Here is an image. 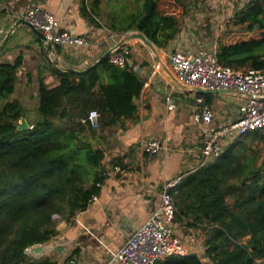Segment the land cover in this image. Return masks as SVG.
Returning a JSON list of instances; mask_svg holds the SVG:
<instances>
[{
    "label": "trees",
    "instance_id": "trees-1",
    "mask_svg": "<svg viewBox=\"0 0 264 264\" xmlns=\"http://www.w3.org/2000/svg\"><path fill=\"white\" fill-rule=\"evenodd\" d=\"M138 3L120 32H142L157 48H167L180 31L177 18L161 14L158 0ZM101 4L102 0H82L80 8L97 27H102L97 22ZM234 18L252 36L218 43L217 60L236 70L264 68V0H250ZM55 50L59 53L61 47ZM23 64L22 52L13 61H0V264H58L50 258L30 260L26 250L51 241L58 234L56 217L71 223L98 195L106 178L102 132L135 117L143 81L128 67L109 61L84 75L49 63L57 82L48 85L39 77L37 106L30 114L12 98ZM91 110L99 114L97 129L88 120ZM171 195L175 221L204 231V257L211 264H264V133L260 130L238 137L215 163L184 177ZM157 264L204 263L190 254Z\"/></svg>",
    "mask_w": 264,
    "mask_h": 264
},
{
    "label": "crops",
    "instance_id": "crops-1",
    "mask_svg": "<svg viewBox=\"0 0 264 264\" xmlns=\"http://www.w3.org/2000/svg\"><path fill=\"white\" fill-rule=\"evenodd\" d=\"M81 4L82 0H8L0 4V36L15 27L29 7L38 6L55 15L63 28L87 37L95 45L81 56L77 51L70 50L69 57H66L68 51L62 47L60 54H57L59 59H63L65 67L84 69L119 39L105 34V31L111 30L106 29L99 20L102 4L97 18L102 27H97L81 14ZM18 31L24 35L21 42L11 40ZM190 34L181 29L167 48H158L160 57L173 51H197L192 49L200 45V40ZM34 41L35 35L28 27H15L3 52L0 51V59H10L9 51H15L20 46L27 49L25 60L30 56V51L35 53L38 48L43 49L42 44ZM128 45L131 61L143 81V88L136 100V115L133 119L124 120V124L117 123L103 130L105 138L101 142L105 149L103 166L106 168V178L99 185L98 195L71 223L62 220L57 224L58 234L51 241L27 248L26 254L30 260L50 258L58 264H67L69 258H74L77 264H104L110 253L117 251L156 208L167 181L179 176L182 180L188 174L206 167L199 164L203 129L194 117L198 108L196 98L200 95L195 91H184L168 71L154 62L139 41H132ZM212 47L217 46L213 44ZM167 67L170 71L169 65ZM44 78L51 79L53 84L57 82L51 72H46ZM205 96L203 98L214 111L215 126L236 119L238 107L246 105L249 100L245 97L239 100L230 95ZM150 139L159 140L162 144L161 150L151 156L144 152V143ZM234 141L226 140L225 147ZM113 160L118 162L116 166ZM114 167L123 171L116 172ZM189 251L192 254V250Z\"/></svg>",
    "mask_w": 264,
    "mask_h": 264
},
{
    "label": "built area",
    "instance_id": "built-area-1",
    "mask_svg": "<svg viewBox=\"0 0 264 264\" xmlns=\"http://www.w3.org/2000/svg\"><path fill=\"white\" fill-rule=\"evenodd\" d=\"M20 19L35 26L54 47L88 52L95 46L87 37L63 28L55 15L38 6L29 7ZM130 55L131 49L125 44L116 49L108 61L120 68L128 67L137 73V67L132 63ZM168 59L170 73L188 89H231L254 98H264V68L236 70L223 66L217 60V47H201L190 53L173 51L168 55ZM196 104L198 108L194 117L203 129L199 163L202 166L224 154L226 140L233 141L250 132L264 130V100L249 99L246 105L238 107L236 119L219 126L213 125L214 111L203 96L196 98ZM98 118L96 110L89 112L88 120L94 129L99 127ZM161 148V142L156 139L144 143V152L150 156L158 153ZM114 171L123 170L114 167ZM180 182L179 176L163 185L156 208L126 238L117 251L110 253L104 264H157L171 256L191 254L177 233L175 224L176 208L171 191L177 188ZM67 264H77V261L69 258Z\"/></svg>",
    "mask_w": 264,
    "mask_h": 264
},
{
    "label": "rangeland",
    "instance_id": "rangeland-1",
    "mask_svg": "<svg viewBox=\"0 0 264 264\" xmlns=\"http://www.w3.org/2000/svg\"><path fill=\"white\" fill-rule=\"evenodd\" d=\"M138 1L139 0H102L99 20L106 29L111 30L105 31V34L113 35L116 39L120 40L125 34L133 32L128 31L126 33H121L120 28L126 24L128 15L138 10ZM249 1L250 0H191L186 3L177 4L173 0H158V11L161 14L175 16L179 22L180 31L181 29H185L191 33V36L198 38L200 40V45H195L192 49L198 50L200 47H211L213 44L217 46L218 43H231L251 37L252 34L244 30V26L235 24L234 18L235 13L240 11ZM111 26L116 27V31L110 29ZM23 37V33L18 31L13 35L11 40L21 42ZM139 43L142 44L141 41H139ZM35 46H37V44ZM26 51L27 49L25 47L18 46L15 51H9L8 54L10 59L1 58L0 61H13L18 52H22L24 55ZM67 51L68 53H65V56L69 57L68 54L71 53V51ZM60 52L59 50V53H57L55 50L54 54L49 57L40 48H38L35 53L30 51V56L24 60L23 66L19 69L18 81L12 98L17 99L23 107L29 110L30 114L34 113L37 106L38 79L41 76L44 77L46 72H50L49 63L54 65V62L58 61L61 66H66V64L63 63V59L57 57V54H60ZM77 52L79 56L84 54V52L81 51ZM163 56L164 57H161V59L164 64L168 66V55ZM45 82L48 85L53 84L51 79H45ZM230 96L243 100L240 96ZM260 133H264V130H260ZM231 145L224 148V153L231 149ZM258 145L259 147L262 146L260 142ZM213 163H215V160H211L206 167ZM55 219L57 220V224L62 222L58 217ZM175 224L176 227L179 228L177 233L180 235L187 248L192 250V254H196L204 264H210L208 259L204 257V231L201 229L189 228L187 224L181 226V224L176 221Z\"/></svg>",
    "mask_w": 264,
    "mask_h": 264
},
{
    "label": "water",
    "instance_id": "water-1",
    "mask_svg": "<svg viewBox=\"0 0 264 264\" xmlns=\"http://www.w3.org/2000/svg\"><path fill=\"white\" fill-rule=\"evenodd\" d=\"M20 25H24V26L28 27L31 30V32L41 41V43L43 45L44 52L46 55H48L50 57V55H52L54 53V46L47 40L45 35H43L41 33V31H39L35 26H33L31 23H29L28 21H26L24 19H19L16 22L15 27L20 26ZM15 27H12V29L7 34L0 36V51L3 49L4 45L6 44L8 39L10 38ZM135 40L141 41L143 46L151 54L154 62L157 63L158 65H160L162 67V69H164L165 71H168L170 73L168 67L164 64L163 60L161 59V57L159 55L158 48L154 45V43L151 40H149L145 36L144 33L139 32V31H133L131 33L125 34L115 45H113L110 49L105 51L96 61H94L92 64H90L89 66H87L84 69H76L73 67L61 66L58 61L54 62V66L61 69L64 72H69V73H73L76 75H84L87 72L98 67L103 62L108 61L109 57L112 55V53L116 49H118L119 47H121L125 44H128L132 41H135ZM171 77L178 85H180L181 87L184 88V91H195L199 95H207V94L236 95V96L246 97V98L254 99V100H258V101L264 100V98H254L250 95L242 94L238 91L231 90V89H203V88H198V87L194 88V89H188V88L184 87L181 83L176 81L174 79V77L172 76V74H171ZM22 124H23L22 125L23 127L26 126L25 120H22Z\"/></svg>",
    "mask_w": 264,
    "mask_h": 264
}]
</instances>
